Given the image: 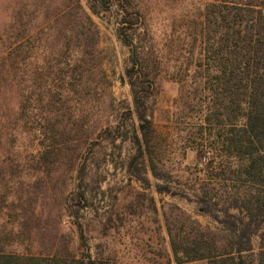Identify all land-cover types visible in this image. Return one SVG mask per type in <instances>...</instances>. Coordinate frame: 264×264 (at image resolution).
Here are the masks:
<instances>
[{"label":"rangeland","instance_id":"374dc122","mask_svg":"<svg viewBox=\"0 0 264 264\" xmlns=\"http://www.w3.org/2000/svg\"><path fill=\"white\" fill-rule=\"evenodd\" d=\"M212 1L0 0V248L71 264H212L177 262L170 233L194 235L197 221L225 234L194 202L206 141L226 127L207 120Z\"/></svg>","mask_w":264,"mask_h":264},{"label":"trees","instance_id":"16d2710c","mask_svg":"<svg viewBox=\"0 0 264 264\" xmlns=\"http://www.w3.org/2000/svg\"><path fill=\"white\" fill-rule=\"evenodd\" d=\"M204 17L205 28L213 35L203 49L205 61H212L206 63L203 76L214 84L217 100L213 118L207 120L214 119L226 129L206 141L214 154L209 163H203L194 202L198 213L221 224L225 234L196 221L194 235L176 239L170 231L171 245L179 263L264 264V0H213L206 4ZM144 50L131 52L141 62ZM133 93L138 118L149 121L144 97L136 89ZM151 168L159 176L158 168ZM134 172L142 175L141 170ZM255 237L260 239L257 251ZM70 258L67 263L0 248V264L75 262V257Z\"/></svg>","mask_w":264,"mask_h":264}]
</instances>
